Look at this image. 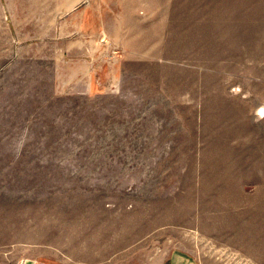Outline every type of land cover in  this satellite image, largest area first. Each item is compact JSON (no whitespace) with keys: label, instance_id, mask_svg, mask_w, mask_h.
<instances>
[{"label":"rangeland","instance_id":"rangeland-1","mask_svg":"<svg viewBox=\"0 0 264 264\" xmlns=\"http://www.w3.org/2000/svg\"><path fill=\"white\" fill-rule=\"evenodd\" d=\"M135 1L116 87L0 66V264H264V0Z\"/></svg>","mask_w":264,"mask_h":264},{"label":"crops","instance_id":"crops-1","mask_svg":"<svg viewBox=\"0 0 264 264\" xmlns=\"http://www.w3.org/2000/svg\"><path fill=\"white\" fill-rule=\"evenodd\" d=\"M134 1L123 5V15L119 9L116 14L114 8L108 9L105 0L77 1L76 6L73 0H0V66L14 60L22 67L27 54L51 62L57 78L66 84H88L91 92L116 87L123 60L109 55L120 51L127 36L133 35L117 28L127 25L130 33L132 26L139 29ZM165 264L203 263L188 250L175 248Z\"/></svg>","mask_w":264,"mask_h":264}]
</instances>
